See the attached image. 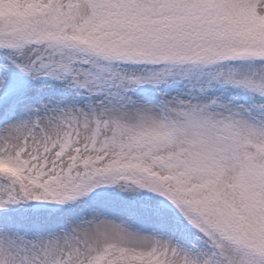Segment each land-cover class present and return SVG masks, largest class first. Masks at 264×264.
<instances>
[{
  "label": "snow or ice",
  "instance_id": "6c2138e0",
  "mask_svg": "<svg viewBox=\"0 0 264 264\" xmlns=\"http://www.w3.org/2000/svg\"><path fill=\"white\" fill-rule=\"evenodd\" d=\"M0 264H264V0H0Z\"/></svg>",
  "mask_w": 264,
  "mask_h": 264
}]
</instances>
